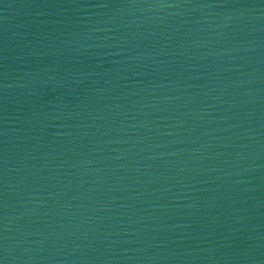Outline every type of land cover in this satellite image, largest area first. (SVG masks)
Returning a JSON list of instances; mask_svg holds the SVG:
<instances>
[{
	"label": "water",
	"instance_id": "95a60500",
	"mask_svg": "<svg viewBox=\"0 0 264 264\" xmlns=\"http://www.w3.org/2000/svg\"><path fill=\"white\" fill-rule=\"evenodd\" d=\"M0 264H264V0H0Z\"/></svg>",
	"mask_w": 264,
	"mask_h": 264
}]
</instances>
